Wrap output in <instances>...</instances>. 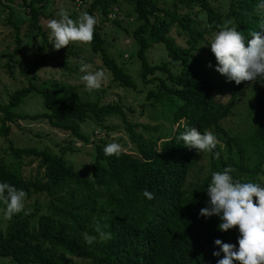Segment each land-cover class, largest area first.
Masks as SVG:
<instances>
[{"label":"trees","instance_id":"obj_1","mask_svg":"<svg viewBox=\"0 0 264 264\" xmlns=\"http://www.w3.org/2000/svg\"><path fill=\"white\" fill-rule=\"evenodd\" d=\"M130 1L137 23L124 28L130 30L138 44L139 75L146 88L141 105L165 106L170 128L130 122L120 101L80 99L72 83L31 82L14 89L6 102L0 101V133L4 135L9 131V122L19 117H44L53 126L87 142L90 139L81 124L87 119L99 122L116 113L125 122L134 145L132 152L123 150L119 157H109L103 149L111 142L101 138L94 145L89 173L75 168L61 153L47 147H17L10 142L9 148L15 155L29 156V162L37 161L42 171L38 176L26 178L0 161V182L24 190L25 203H33L35 207L42 196L49 195L46 211L33 209L26 211L27 215L21 212L0 230V256L9 257L15 264H77L72 254L88 257L89 264H217L223 253L213 256L214 251H219L216 239L238 248V228L222 232L218 228L220 218L203 217L200 210L209 206L206 190L213 172L231 166L235 170L230 173L234 180L261 183L264 83H251L253 94L246 109V130L230 132L222 120L247 82L237 85L215 70L217 61L210 43L229 21V26L236 27L246 40L253 31H260L264 13L257 10V5L261 0H226L224 7L212 0ZM22 3L29 16L26 18L19 11L20 21H26L46 37L39 22L44 0H22ZM119 4L120 0H91L87 11L95 17L99 11L104 20H109V12ZM113 21L122 24L118 18ZM15 26L18 28V24ZM173 27L183 43L170 34ZM153 42L164 45L171 64L149 61L147 49ZM91 48L100 54L114 81L136 88L130 73L106 51L98 23ZM174 63L178 64L176 70L171 67ZM32 91L41 96L44 110L34 114L19 112V105ZM221 95L228 98L221 101L217 98ZM138 124L147 136L142 130H135ZM193 127L201 133L211 128L221 143L208 152L205 173L188 182L196 150L185 146L179 136ZM216 152L220 153L219 159L215 158ZM78 187L85 189L81 195ZM145 189L154 194V199L144 197ZM97 223L112 234L107 242L100 241L95 231ZM85 232L96 236V242L88 245L82 236Z\"/></svg>","mask_w":264,"mask_h":264},{"label":"rangeland","instance_id":"obj_2","mask_svg":"<svg viewBox=\"0 0 264 264\" xmlns=\"http://www.w3.org/2000/svg\"><path fill=\"white\" fill-rule=\"evenodd\" d=\"M90 1L83 0L77 6L74 0H44L42 7L44 13L40 16L39 22L45 29V37L38 33L35 27H30L26 21H20L19 11L24 13L26 18L29 16V11L23 6L22 0H0V101L6 102L14 89L29 85L31 82L36 84L52 81L72 83L75 85L80 99L99 97L102 102L118 100L124 104V112L128 121L149 125L158 124L169 129L170 122L168 114H166L168 110L165 106L161 104L156 106L141 105L146 88L139 75L140 62L136 55L138 44L132 37L130 30L124 28V26L130 28L137 23L136 11L130 0H120L118 7H114L109 12V20H104L99 11H96V18L99 29L105 38L106 51L130 73L136 81V88L125 87L114 81L110 71L102 62L100 54L92 50L91 44L73 42L59 51L54 50L49 39L50 30L46 28L47 21L59 19L58 13L61 9L67 10L69 17L75 20L82 12L88 13L87 7ZM166 1L171 3V0ZM162 2L163 0H159V3ZM211 2L214 4L221 3L219 5L221 7L227 3L226 0H212ZM114 17L118 18L122 24L118 25L114 22ZM15 24H18V28ZM170 34L174 35L178 42L183 43L181 36L176 34L175 27L171 29ZM147 56L151 63L167 61L171 64L162 43H151L147 49ZM81 61L91 64L92 71L103 70L105 72L106 79L101 89L89 91L86 88L85 83L81 80L84 73L79 71ZM6 62L11 65L8 66ZM177 66L178 64L174 63L171 67L176 70ZM157 72L162 71L157 70ZM251 83L247 82L239 98L232 104L228 115L222 120L224 126L232 133L240 130L244 132L248 125L245 116L248 101L253 94ZM217 98L225 101L228 96L221 95ZM43 110L42 98L34 91L30 92L18 107L19 112L28 114ZM9 125L10 128L6 135L0 133V161L26 178L38 176L42 170L37 166V161L29 162V156L23 153L15 155L9 148L10 142L17 147H47L52 152L61 153L66 162L75 168L84 169L89 173L95 155L94 145L101 138H105L106 143H119L123 150L134 151V145L125 128V122L121 115L116 113L104 116L99 122L93 119H87L83 122L81 127L90 139L87 142L77 139L68 131L53 126L44 117H19L15 121L9 122ZM135 130H142L145 136L148 135L139 124L135 126ZM207 130H211V128ZM150 132L155 134L154 129H151ZM68 146L70 147L68 148ZM207 167L208 152L197 153L196 151L195 163L188 172L187 181L198 179L205 173ZM259 178L262 186H264V175L260 174ZM98 188L103 191L102 186ZM78 189L80 195L85 191L83 187H78ZM105 196L103 193V197ZM47 201H49V195L42 196L40 202L36 203V207L33 203H25V211L37 209L38 212H44L47 210ZM4 207L3 203L0 202V209ZM35 218L36 215L32 217V221H35ZM7 221L3 217V212L0 211V230H4ZM70 256L77 264H89L88 257L84 255L72 254ZM0 264L15 263L9 257L0 256Z\"/></svg>","mask_w":264,"mask_h":264},{"label":"clouds","instance_id":"obj_3","mask_svg":"<svg viewBox=\"0 0 264 264\" xmlns=\"http://www.w3.org/2000/svg\"><path fill=\"white\" fill-rule=\"evenodd\" d=\"M257 10L264 13V0L257 5ZM59 19H50L46 28L50 30L49 39L54 50L69 46L70 43L79 42L90 45L94 40L95 26L98 21L95 16L82 12L77 19L69 17L65 9L58 13ZM230 21L222 25L212 39L210 46L217 66L216 71L237 85L242 82L264 83V19H261L260 31H253L250 39H245L234 26H229ZM212 67L211 64L208 65ZM92 65L81 61L79 71L84 73L81 80L89 91L101 89L106 74L103 70H91ZM179 139L190 149L197 153L213 152L221 142L210 130L203 133L193 127L180 134ZM105 156L119 157L122 146L117 142L108 143L104 149ZM215 158H220V153H215ZM235 170L228 166L222 172H213L211 182L207 186L209 197L208 207L200 210L203 217L217 216L221 222L218 228L222 232L238 228V248L231 243H223L220 239L214 241L219 251H214L213 256L223 258L217 264H264V186L258 182H242L230 174ZM144 197L151 200L154 194L147 189ZM27 193L15 186L0 182V202L5 206L0 211L6 220L25 211ZM95 231L101 242L112 238L110 232L103 230L97 223ZM84 241L91 245L96 242V236L82 233Z\"/></svg>","mask_w":264,"mask_h":264},{"label":"built area","instance_id":"obj_4","mask_svg":"<svg viewBox=\"0 0 264 264\" xmlns=\"http://www.w3.org/2000/svg\"><path fill=\"white\" fill-rule=\"evenodd\" d=\"M74 2L77 6H79L83 2V0H74Z\"/></svg>","mask_w":264,"mask_h":264},{"label":"water","instance_id":"obj_5","mask_svg":"<svg viewBox=\"0 0 264 264\" xmlns=\"http://www.w3.org/2000/svg\"><path fill=\"white\" fill-rule=\"evenodd\" d=\"M23 15L25 16V14L23 13Z\"/></svg>","mask_w":264,"mask_h":264}]
</instances>
